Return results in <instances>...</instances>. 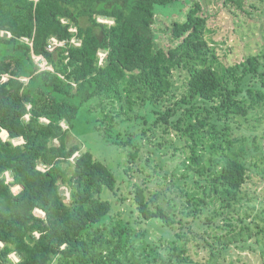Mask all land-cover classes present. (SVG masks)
<instances>
[{
    "label": "trees",
    "instance_id": "1",
    "mask_svg": "<svg viewBox=\"0 0 264 264\" xmlns=\"http://www.w3.org/2000/svg\"><path fill=\"white\" fill-rule=\"evenodd\" d=\"M178 2L0 0V79L8 76L0 81V264H141L137 248L144 264H189L183 256L188 234H202L220 246L219 254L230 245L249 246L264 232L242 209L243 186L264 147L255 137H235L244 131L240 119L264 102V53L225 66L213 46L217 41L207 36L202 5ZM168 6H177L183 20L157 26L156 15ZM51 38L63 44L49 50ZM99 53L105 54L102 61ZM176 72L185 80L179 100ZM87 103L93 127L128 149V163L140 155L138 137L150 139L146 132L155 136L158 125L185 137L174 151L186 155L163 176L172 180L170 195L163 187L136 185L128 219L113 223L114 172L82 144L67 143ZM181 108L182 117L175 116ZM139 119L151 124L134 134L130 126ZM157 166L162 170L165 161ZM61 186L69 190L68 201ZM149 223L176 235L167 261L146 237Z\"/></svg>",
    "mask_w": 264,
    "mask_h": 264
},
{
    "label": "rangeland",
    "instance_id": "2",
    "mask_svg": "<svg viewBox=\"0 0 264 264\" xmlns=\"http://www.w3.org/2000/svg\"><path fill=\"white\" fill-rule=\"evenodd\" d=\"M195 2H199L200 6L202 5L204 11L209 16L208 24L211 31L207 33V36L209 40L213 39L217 41L213 46L216 48L217 56L225 66H233L249 55L264 53V0H180L177 6L181 7L184 4L193 5ZM168 7V9L165 8L163 13L159 12L156 15V22L159 24L157 26L167 24L170 19L183 20L184 16L181 17V14L177 15L175 6ZM99 20L103 22L105 20L110 21L102 17H99ZM161 39L163 38L161 37ZM40 65H44V62H41ZM174 83L176 87L174 89V99L179 100L185 92V80L182 73L176 72ZM88 106L89 104L87 103L81 108L73 134L69 133L67 136V143L68 145L72 143L82 144V148L89 150L94 159L104 163L114 172L118 183L115 193L109 197L114 203L112 212L113 223L118 219H128L127 217L130 214L128 213L127 205L131 204V191L136 185L147 186L151 191L163 187L166 189V193L170 195V190L167 188L170 187L171 190H174L172 188V180L168 173L166 181L163 176L166 171L171 172L174 167H177L181 159L186 155L185 153L182 155L180 150L174 151V146L180 148V145L186 144L185 137L180 136L172 128L169 129V133H164L158 125L154 128L155 136L152 135L153 132L147 131L146 135L150 139L138 137L141 146L140 155H137L134 162L128 163L126 160L128 149L126 147H119L106 140L99 130L93 127L91 123L93 115L88 112ZM96 109L97 107L92 104L91 111L95 112ZM164 109L163 105L161 110ZM184 110V108H181L175 116L180 115L182 117ZM135 111H138L137 107ZM156 116L157 114H155ZM240 122L239 128L243 129L245 133L242 130H240L241 133L237 131V136L235 137L243 136L242 134L249 135L251 138L255 137L257 143L264 147V102L256 105L250 116L247 119H240ZM115 124L118 125L119 123L116 122ZM150 124H144L143 120L139 119L134 125L130 126V132L139 134L142 128H147ZM63 127L66 128L67 124L63 123ZM4 132L2 131L1 133L3 137H5ZM179 138L182 139V142L179 141ZM159 140L166 143L158 144ZM14 142L20 143L21 140H15ZM258 156L260 158V154ZM146 159H148V163L144 165ZM163 160L165 161V166L159 171L157 164L163 162ZM257 162L259 167L250 171V179L243 186L245 193L242 194L244 197L242 209L247 210L248 222L253 220V223H251L253 226L258 224L259 227H264V156ZM126 165L129 166V169L124 173V166ZM40 167L43 166L41 165ZM154 169L157 172H154ZM5 175L7 180L11 179L9 172H6ZM18 189V186L12 188L13 192H17ZM60 190L66 201H68V188L61 186ZM106 193L103 192L102 197ZM242 209L239 211L240 214L243 212ZM35 212L41 214L40 210H36ZM135 214L132 216L134 217ZM256 216L258 217L256 218ZM148 229L149 232H147L146 237L149 243L167 261L169 257V242L172 239H176L175 233L173 231L168 232V229L157 223H149ZM33 236L36 238L39 236V233L33 232ZM188 236L189 240L187 241L186 252L183 256L188 259L189 264H264V232L250 239L251 246L245 245L244 247H240V245H230L225 250H222L221 253L219 252V254L216 253L218 252V248L220 250V246L210 245L202 234L194 233L188 234ZM136 242L137 245L135 244V246H140L141 242H139V239ZM136 250L135 260L144 264L146 262L145 255L139 253L140 249L137 248ZM13 254L11 253L9 257L16 263L11 257ZM15 256L16 260L19 261V256L16 253ZM129 263L131 264L130 260L126 264ZM147 264L149 263L147 262ZM169 264L179 263L173 260Z\"/></svg>",
    "mask_w": 264,
    "mask_h": 264
},
{
    "label": "built area",
    "instance_id": "3",
    "mask_svg": "<svg viewBox=\"0 0 264 264\" xmlns=\"http://www.w3.org/2000/svg\"><path fill=\"white\" fill-rule=\"evenodd\" d=\"M104 22H107V23H111L112 21H108V20H105ZM73 31H74V29H73ZM1 34H3V32H1ZM7 35H9L8 33H7ZM75 44H77V42H75V40H72ZM63 43L62 42H59V41H57L55 38H51L50 39V41H49V45H48V47H47V49H49V50H53V48L55 47V46H58V45H62ZM99 55H100V61H102V59H103V57H104V53H99ZM36 60L38 61H40V63L41 62H44V65H40V63H39V66L40 67H42V68H46L47 66H46V62L43 60V58H41V57H37L36 58ZM8 79V76L7 75H2L1 76V79H0V81H5V80H7ZM25 80V79H24ZM5 133V138L7 137V133L6 132H4ZM42 169L44 168V167H41ZM38 210V209H37ZM40 213L41 214H43V212L40 210ZM0 246H3V244L0 242ZM14 254L11 256L13 259H14V261H16V262H18L17 260H16V256H15V252H13Z\"/></svg>",
    "mask_w": 264,
    "mask_h": 264
}]
</instances>
